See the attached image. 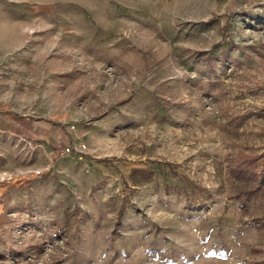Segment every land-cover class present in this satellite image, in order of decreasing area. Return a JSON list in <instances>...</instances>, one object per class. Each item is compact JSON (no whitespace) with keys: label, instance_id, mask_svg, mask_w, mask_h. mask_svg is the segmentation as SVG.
I'll use <instances>...</instances> for the list:
<instances>
[{"label":"rangeland","instance_id":"obj_1","mask_svg":"<svg viewBox=\"0 0 264 264\" xmlns=\"http://www.w3.org/2000/svg\"><path fill=\"white\" fill-rule=\"evenodd\" d=\"M262 168L264 0H0V264H264Z\"/></svg>","mask_w":264,"mask_h":264},{"label":"trees","instance_id":"obj_2","mask_svg":"<svg viewBox=\"0 0 264 264\" xmlns=\"http://www.w3.org/2000/svg\"><path fill=\"white\" fill-rule=\"evenodd\" d=\"M234 176H236L239 180L243 181V184L248 185V188L237 192L235 198L238 199H249V197L257 194L262 187L264 186V168H262L259 174H256V171L244 170V169H236L233 170ZM25 256V253H18V257Z\"/></svg>","mask_w":264,"mask_h":264}]
</instances>
